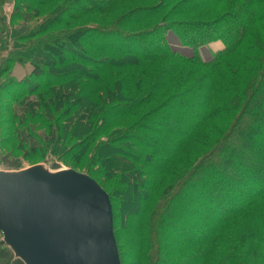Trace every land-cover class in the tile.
Wrapping results in <instances>:
<instances>
[{
	"label": "trees",
	"instance_id": "obj_1",
	"mask_svg": "<svg viewBox=\"0 0 264 264\" xmlns=\"http://www.w3.org/2000/svg\"><path fill=\"white\" fill-rule=\"evenodd\" d=\"M67 1L49 11L43 29L89 16L107 22L77 24L53 45L36 46L33 76L45 74L46 82L21 83L38 92L45 113L70 109L81 153L92 140L89 120L133 118L114 130L119 137L99 143L94 157L106 174L115 172V158L129 164L117 173L126 187L122 204L136 217L142 245L150 229L151 243L161 246L154 264L216 263L228 229L235 247L256 250L257 219L264 223V0H72L69 14ZM168 31L192 54L172 49ZM216 40L222 49L202 60L197 48ZM5 160L11 170L19 167ZM250 255L246 248L245 260ZM0 264L23 262L0 245Z\"/></svg>",
	"mask_w": 264,
	"mask_h": 264
},
{
	"label": "rangeland",
	"instance_id": "obj_2",
	"mask_svg": "<svg viewBox=\"0 0 264 264\" xmlns=\"http://www.w3.org/2000/svg\"><path fill=\"white\" fill-rule=\"evenodd\" d=\"M60 1L0 0V170H10L8 165L2 161L5 157L6 162L17 161L19 167L16 170L41 165L50 171L73 169L80 173L89 174L96 179L103 190L111 195L113 200L115 232L122 263L154 264V256L152 255H156L161 246L151 243L152 232L150 229H145V245H142L140 233L137 230L136 217L125 215L126 208L122 204L126 187L117 173H121L122 169L129 167V164L115 158L112 164L115 172L106 174L105 169L99 163V159L94 157L96 146L99 143L110 141L111 137H119V134L114 130L118 131V129L129 124L133 118L114 120L106 125L98 120H89L92 123V129L88 137L92 140L85 152L81 153L83 150L81 151V148L76 147L80 143L79 139L76 138V135L71 134L73 122H70L66 116L71 112L70 109L66 110L68 112L65 115L59 114L60 111L53 115L45 113L42 105L43 100L42 102L39 101L41 97L38 96V92L29 93L25 84L22 86L21 82L24 79L31 81L30 84L36 82L38 86L46 82L45 74H41L38 78L33 76L34 67L30 59L36 46L53 45L54 39H59L60 36L67 33L68 29L77 24L87 25L94 23V20L95 22L96 20L107 22L105 17L89 16L77 23H68L49 30L43 29L41 25L46 21L49 11ZM71 3L72 0H68L66 3L68 14L72 13ZM124 5L127 9L129 4L125 2ZM166 40L172 49L184 55L192 54V47L182 45L172 31L167 32ZM222 47L223 44L216 40L200 45L197 52L202 60L208 61ZM59 52L55 51L54 55L58 56ZM64 57L68 58L69 56L65 54ZM52 72H61V70L58 68ZM40 88L37 87V90ZM62 91L68 93V90ZM43 97L44 100L47 99V97ZM23 106L26 109L25 114L17 111L19 107ZM86 135L82 137L85 138ZM32 139L35 143L34 146H32ZM52 165H57L58 169H53ZM196 208L197 206L192 205L189 213L195 215ZM150 209L148 215L152 212ZM259 209L258 214L263 215L264 209L261 210L260 207ZM242 222L246 223V221ZM257 222L260 225L262 241L255 243L256 250L252 246L246 245L235 247L233 245L234 238L232 237L231 240L229 237L234 229H228L224 231L225 242L219 245L218 250H215L217 256L219 255L218 252H221L220 256L224 257L218 256L219 261L213 264H264V223L259 218ZM185 226V231H188L187 222H185ZM140 246L143 247V252L140 250ZM246 248L252 255L245 260ZM141 252L142 257L139 256ZM224 252L227 253L226 256ZM233 255L234 259L228 260Z\"/></svg>",
	"mask_w": 264,
	"mask_h": 264
},
{
	"label": "water",
	"instance_id": "obj_3",
	"mask_svg": "<svg viewBox=\"0 0 264 264\" xmlns=\"http://www.w3.org/2000/svg\"><path fill=\"white\" fill-rule=\"evenodd\" d=\"M0 232L23 264H121L109 195L73 169L0 170Z\"/></svg>",
	"mask_w": 264,
	"mask_h": 264
},
{
	"label": "built area",
	"instance_id": "obj_4",
	"mask_svg": "<svg viewBox=\"0 0 264 264\" xmlns=\"http://www.w3.org/2000/svg\"><path fill=\"white\" fill-rule=\"evenodd\" d=\"M2 238V234H1V232H0V239Z\"/></svg>",
	"mask_w": 264,
	"mask_h": 264
},
{
	"label": "crops",
	"instance_id": "obj_5",
	"mask_svg": "<svg viewBox=\"0 0 264 264\" xmlns=\"http://www.w3.org/2000/svg\"><path fill=\"white\" fill-rule=\"evenodd\" d=\"M10 169V168H9ZM11 170V169H10Z\"/></svg>",
	"mask_w": 264,
	"mask_h": 264
}]
</instances>
